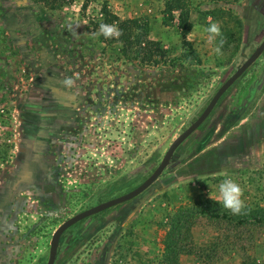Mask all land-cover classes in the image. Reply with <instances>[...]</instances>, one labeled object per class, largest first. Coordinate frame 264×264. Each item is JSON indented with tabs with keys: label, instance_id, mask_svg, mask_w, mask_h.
Returning <instances> with one entry per match:
<instances>
[{
	"label": "rangeland",
	"instance_id": "rangeland-1",
	"mask_svg": "<svg viewBox=\"0 0 264 264\" xmlns=\"http://www.w3.org/2000/svg\"><path fill=\"white\" fill-rule=\"evenodd\" d=\"M104 3L138 18L168 58L123 57L118 38L99 34L117 26ZM210 22L222 32L213 43ZM262 36L264 0H0V240L34 264L64 220L141 184ZM262 71L264 54L134 200L65 232L57 264H264V81L246 104ZM77 96L76 121L64 106ZM224 179L243 189L246 214L217 201ZM168 238L181 248L174 263L163 262Z\"/></svg>",
	"mask_w": 264,
	"mask_h": 264
},
{
	"label": "water",
	"instance_id": "water-1",
	"mask_svg": "<svg viewBox=\"0 0 264 264\" xmlns=\"http://www.w3.org/2000/svg\"><path fill=\"white\" fill-rule=\"evenodd\" d=\"M264 51V39L263 41L256 47V49L252 52V54L247 58V60L239 67L215 92L210 101L205 106L204 110L201 114L184 130L182 131L168 146L164 155L162 156L159 164L155 167L153 172L137 187L134 189L121 194L119 196L110 198L103 202H100L94 206L86 208L73 216L64 220L53 232L50 245H49V253H48V262L47 264H53V261L56 256L57 246L59 242V238L61 234L71 225L77 223L78 221L87 218L91 215L97 214L104 210H107L111 207H114L118 204L126 202L134 197L140 195L143 191H145L162 173L164 168L168 165L174 151L176 148L205 120V118L210 114L211 110L217 103L218 99L222 95V93L261 55Z\"/></svg>",
	"mask_w": 264,
	"mask_h": 264
},
{
	"label": "trees",
	"instance_id": "trees-1",
	"mask_svg": "<svg viewBox=\"0 0 264 264\" xmlns=\"http://www.w3.org/2000/svg\"><path fill=\"white\" fill-rule=\"evenodd\" d=\"M50 8H53L52 2ZM179 9V25L186 32L191 29L189 21V12L184 11L180 6L174 7ZM102 13L105 16L106 23H117V27L121 31L118 37L120 42V51L122 56L131 60L137 61L140 66H159L168 56L166 50L156 41L150 39L143 25L139 23L138 18L121 19L116 14L112 13L106 6H102ZM264 219V218H261ZM181 248H176L173 242L168 238L165 245L163 262L174 263L177 260Z\"/></svg>",
	"mask_w": 264,
	"mask_h": 264
},
{
	"label": "flooded vegetation",
	"instance_id": "flooded-vegetation-1",
	"mask_svg": "<svg viewBox=\"0 0 264 264\" xmlns=\"http://www.w3.org/2000/svg\"><path fill=\"white\" fill-rule=\"evenodd\" d=\"M256 9V11L258 12L259 11V8L257 7V8H255ZM248 39V38H247ZM263 39H264V36H262L261 37V39H260V41H259V43L257 44V45H255L254 46V48H252V49H250V50H247L245 53H244V56H245V59H243V60H241V62L237 65V66H235V68H234V70L231 72V74L228 76V77H226V79L223 81V82H221V84L217 87V89L239 68V67H241L242 66V64L247 60V58H249V56L252 54V52L256 49V47L263 41ZM263 54H264V51L261 53V55L222 93V95L220 96V98L218 99V101H217V103L215 104V106L213 107V109L211 110V112H210V114L205 118V120L211 115V113L213 112V110L217 107V105L219 104V103H221L222 102V100L224 99V97L227 95V92L234 86V85H236V84H238V82H240L241 81V79H242V77L246 74V72L249 70V68L250 67H254L255 65H256V63L258 62V60H260V58L263 56ZM249 78H251V76H249ZM264 81V71H262L261 72V75L258 77V79H257V76H254L253 78H252V82L254 83V87H255V89L254 90H250V94L248 95V99H247V102H246V104L247 103H250V102H252V100L255 98V94L256 93H258L257 92V90H258V85H260L262 82ZM247 83V82H246ZM246 83H244L243 82V84H245V86L243 87L244 89H243V91H241V93H236V98L234 99V100H236V101H238V99L239 98H237V96L238 95H240V96H242L241 98H243V96H244V94H245V92L247 91L246 90ZM248 86V85H247ZM217 89L215 90V92L217 91ZM215 92L213 93V95L215 94ZM252 92V93H251ZM76 93L77 94H80V93H82V89H79V90H77L76 91ZM212 95V96H213ZM212 96H211V98H212ZM84 97V96H83ZM82 97V98H83ZM81 97H79V96H77V97H74V98H70V97H68L67 99H68V105H66V106H64V108H65V111L68 113V118L69 119H71V120H78L79 119V117H80V112H79V110L81 109V107H84L85 106V104H84V101H81V103H80V101H79V99H80ZM210 98V99H211ZM240 98V99H241ZM239 99V100H240ZM71 101V102H70ZM210 101V100H209ZM205 108V107H204ZM204 108H203V110H204ZM32 109V110H31ZM87 109V108H86ZM38 110H40V108L38 107V106H31L30 107V113H29V115L30 116H32L33 118H41V111H38ZM202 110V111H203ZM57 111H58V109H57ZM87 111H88V109H87ZM201 114V113H200ZM86 116H87V113H86ZM204 120V121H205ZM204 121L195 129V130H197L203 123H204ZM231 125H229V124H227L226 125V128H228V127H230ZM194 130V131H195ZM251 130L253 131V130H255L256 132H257V130H259V128L257 129V127H256V125H255V127H251ZM193 131V132H194ZM192 132V133H193ZM191 133V134H192ZM190 134V135H191ZM239 134V133H238ZM189 135V136H190ZM188 136V137H189ZM187 137V138H188ZM230 137H233V136H230ZM186 138V139H187ZM185 139V140H186ZM234 139V138H233ZM184 140V141H185ZM251 140V139H250ZM183 141V142H184ZM252 141H254L253 140V138H252ZM261 140H257V143H259ZM182 142V143H183ZM181 143V144H182ZM180 144V145H181ZM179 145V146H180ZM178 146V147H179ZM177 147V148H178ZM176 148V149H177ZM175 152V151H174ZM173 155H174V153H173ZM173 155H172V157H173ZM171 157V158H172ZM171 160V159H170ZM170 162V161H169ZM169 164V163H168ZM167 167V166H166ZM165 167V168H166ZM165 168H164V170H165ZM155 169V168H154ZM164 170L162 171V173L164 172ZM153 172V171H152ZM151 172V173H152ZM161 173V174H162ZM160 174V175H161ZM159 175V176H160ZM158 176V177H159ZM156 181V180H155ZM136 197H134V198H132V199H130V200H128V201H131V200H134ZM127 202V201H126ZM124 203V202H123ZM122 204V203H121ZM119 205V204H118ZM117 206V205H116ZM115 207V206H114ZM111 208H113V207H111ZM110 209V208H109ZM108 210V209H107ZM104 211H106V210H104ZM104 211H102V212H104ZM99 213H101V212H99ZM99 213H97V214H99ZM97 214H94V215H97ZM94 215H91V216H94ZM91 216H89V217H91ZM88 218V217H87ZM86 218H84V219H82V220H80V221H78L77 223H75V224H73V225H71L70 227H68L62 234H61V236H60V238H59V241H60V239L62 238V236L64 235V233L65 232H67L68 230H70L71 228H73L74 226H76L78 223H80V222H82V221H84ZM1 236V235H0ZM3 238H5L4 236H3ZM58 244H59V242H58ZM49 245H50V242H49ZM22 248H24V247H20L19 246V244H16V243H14L13 241H8V240H5V241H1L0 240V264H22V263H20V262H22V260H24V258H23V256H21V253H22ZM26 249V248H25ZM24 250V249H23ZM48 253H49V248H48V251H47V253L45 254V256L43 257V258H39L38 260H36L35 262H34V264H47V262H48ZM57 259H58V246H57V252H56V256H55V259H54V261H53V264H57Z\"/></svg>",
	"mask_w": 264,
	"mask_h": 264
},
{
	"label": "clouds",
	"instance_id": "clouds-1",
	"mask_svg": "<svg viewBox=\"0 0 264 264\" xmlns=\"http://www.w3.org/2000/svg\"><path fill=\"white\" fill-rule=\"evenodd\" d=\"M208 34V42L213 43L217 37L222 36L221 26L219 23L210 22L208 27L204 29ZM99 34L103 35L105 39L118 38L122 33L116 25L101 24ZM223 40L220 41L222 46ZM220 46L215 48L217 53H220ZM66 86H72L74 81L71 78H66L63 82ZM243 189L241 186L232 179H224L218 187L217 201L221 204L222 208L230 212L232 215L246 214V204L242 199Z\"/></svg>",
	"mask_w": 264,
	"mask_h": 264
}]
</instances>
